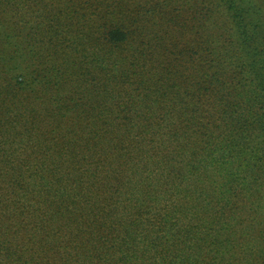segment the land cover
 <instances>
[{
    "label": "trees",
    "instance_id": "obj_1",
    "mask_svg": "<svg viewBox=\"0 0 264 264\" xmlns=\"http://www.w3.org/2000/svg\"><path fill=\"white\" fill-rule=\"evenodd\" d=\"M263 219L264 0H0V264H264Z\"/></svg>",
    "mask_w": 264,
    "mask_h": 264
},
{
    "label": "rangeland",
    "instance_id": "obj_2",
    "mask_svg": "<svg viewBox=\"0 0 264 264\" xmlns=\"http://www.w3.org/2000/svg\"><path fill=\"white\" fill-rule=\"evenodd\" d=\"M257 228H258V230H256V231H258L259 234L262 235L263 238H264V219L261 220L258 223ZM232 231L235 233V235H234L235 238H234V240L232 242H230L231 245H232L231 247L238 246L239 241L242 240V239H244L246 232H249L248 230H240V231H238V230H232ZM199 232H200L199 233V237L200 238H206V231H205V229L202 228ZM224 232L229 234L228 231H224ZM213 233L214 234H217L216 232H213ZM195 240L196 239H194V237H193L192 242H194Z\"/></svg>",
    "mask_w": 264,
    "mask_h": 264
}]
</instances>
